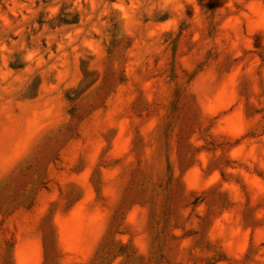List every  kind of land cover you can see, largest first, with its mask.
I'll return each mask as SVG.
<instances>
[{
    "label": "rangeland",
    "instance_id": "374dc122",
    "mask_svg": "<svg viewBox=\"0 0 264 264\" xmlns=\"http://www.w3.org/2000/svg\"><path fill=\"white\" fill-rule=\"evenodd\" d=\"M45 191L41 264H264V0H0V264Z\"/></svg>",
    "mask_w": 264,
    "mask_h": 264
},
{
    "label": "crops",
    "instance_id": "0c3cea01",
    "mask_svg": "<svg viewBox=\"0 0 264 264\" xmlns=\"http://www.w3.org/2000/svg\"><path fill=\"white\" fill-rule=\"evenodd\" d=\"M52 199L53 197L47 191L42 194L40 193L36 197L31 209L27 212L26 217L22 219L10 217L8 222L3 223V225L16 223L15 225L19 227V232L16 233L14 237L11 250L12 264L42 263V246L37 233V225L48 202ZM86 199L87 197L84 198V200ZM73 220H78V218L73 215L63 218L65 222ZM86 225L94 227L79 230L76 242L73 246H69L70 248L68 251L71 253L64 255L63 262L65 264L77 263V261L84 264L91 257L95 243L98 240L99 232L96 222L87 220Z\"/></svg>",
    "mask_w": 264,
    "mask_h": 264
}]
</instances>
